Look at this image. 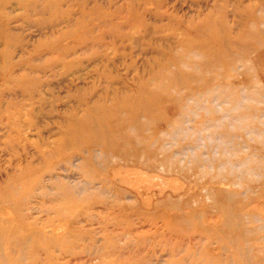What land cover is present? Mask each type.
I'll use <instances>...</instances> for the list:
<instances>
[{
  "label": "rangeland",
  "instance_id": "rangeland-1",
  "mask_svg": "<svg viewBox=\"0 0 264 264\" xmlns=\"http://www.w3.org/2000/svg\"><path fill=\"white\" fill-rule=\"evenodd\" d=\"M0 264H264V0H0Z\"/></svg>",
  "mask_w": 264,
  "mask_h": 264
},
{
  "label": "bare ground",
  "instance_id": "bare-ground-1",
  "mask_svg": "<svg viewBox=\"0 0 264 264\" xmlns=\"http://www.w3.org/2000/svg\"><path fill=\"white\" fill-rule=\"evenodd\" d=\"M101 132V131H100ZM96 133H98V132H96ZM101 134V133H100ZM101 138V137H100ZM244 263V262H243Z\"/></svg>",
  "mask_w": 264,
  "mask_h": 264
}]
</instances>
